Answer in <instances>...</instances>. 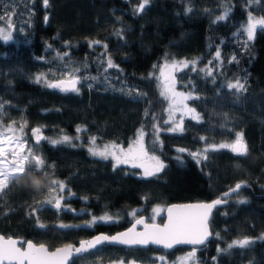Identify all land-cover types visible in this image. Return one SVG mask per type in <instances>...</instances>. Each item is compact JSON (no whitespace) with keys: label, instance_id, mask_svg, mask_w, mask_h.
<instances>
[{"label":"trees","instance_id":"trees-1","mask_svg":"<svg viewBox=\"0 0 264 264\" xmlns=\"http://www.w3.org/2000/svg\"><path fill=\"white\" fill-rule=\"evenodd\" d=\"M140 3L49 0L46 6L43 0H0V23L12 22V39H0V123L26 121L28 144L46 165H54L46 174L30 172L32 180L26 176L0 194V232L54 247L117 231L140 214L149 220L154 205L211 199L243 181L250 187L214 208L209 241L191 247L201 264H264V28L258 27L251 41L243 30L249 13L264 17V0H149L137 11ZM109 56L119 67H108ZM181 58L197 61L176 77L179 87L190 90L188 103L199 119L183 118L182 131L158 130L164 98L150 71ZM69 74L80 77L78 92L48 87ZM236 79L246 90L227 88ZM78 127L84 141L95 136L121 144L143 129L164 167L144 176L92 155L84 144L50 143V137L74 135ZM33 128L47 139L34 141ZM238 132L247 142L246 155L209 147L234 141ZM205 148L206 159L192 155ZM53 180L66 185L59 209L43 203ZM105 214L113 219L60 224ZM156 218L162 221L163 215ZM245 236L253 243L229 248ZM191 247L102 243L72 256L69 264L152 261L157 254L173 258Z\"/></svg>","mask_w":264,"mask_h":264},{"label":"snow or ice","instance_id":"snow-or-ice-1","mask_svg":"<svg viewBox=\"0 0 264 264\" xmlns=\"http://www.w3.org/2000/svg\"><path fill=\"white\" fill-rule=\"evenodd\" d=\"M44 5H48L49 0H43ZM149 3V0H142V3L138 5L137 11H143L144 7ZM218 19H225L224 16L218 17ZM258 27L264 28V17H255L251 13L248 15V20L246 24L247 39L251 41L254 39L255 34L258 30ZM117 35H120V32H117ZM0 36L4 40L12 39L10 31L0 29ZM94 44L101 43L100 41H93ZM105 47H107L105 45ZM67 55V53H65ZM220 52H216V58L220 57ZM233 60L236 57H232ZM196 60H172L170 63L166 60L164 68L167 69V74L164 71L161 72L162 77L164 78V88L165 93H170L173 98L178 97L179 99H174V103H179L185 108V101L191 97V94L179 93L175 91V71L178 68H186L189 64H196ZM107 65L109 68L119 67L114 64L111 57H108ZM195 70V69H193ZM211 74V73H209ZM37 76L36 80L39 82L42 78ZM80 81V77L69 74L68 78L60 79L56 81L47 82L48 87L59 88L62 91H79L77 84ZM229 89H235L237 92L241 90H246L245 84L236 79L234 82H229L227 85ZM2 107V105H0ZM188 112L195 114V118L199 119V115L195 113V109H187ZM16 121H12L6 128L0 129V194H3L6 189L13 183L19 184L24 177H28L29 180H32L30 172H40L41 174L45 173V168L53 169L54 165H46L45 160L41 155L35 154L33 149L28 145V141L24 139V127L26 126V121L20 123V127H14ZM177 129L183 130L182 122L178 124L176 128L170 129L171 131H176ZM79 130V129H78ZM32 134L35 137V140L39 142L40 140L47 139L41 134L40 128H33ZM143 131H140V135L134 144L137 146L135 148L130 147L127 152L120 150V154L117 155L115 151H110L107 146L103 151H98L96 148H91L92 155H99L107 158L112 156L115 159L116 165L131 163L137 159H143L147 156L146 150L143 145ZM73 138L67 135L60 137V139H52L51 144L56 145L62 142H70ZM93 143L95 138H92ZM211 148H229L231 151L240 154L246 155L248 153V145L244 139L243 132L236 133V138L231 143H222L219 145H210ZM207 148L200 153H192L193 156L202 157L206 159L204 153L207 152ZM181 151H184L183 149ZM152 160H155L156 163L152 166H144L145 171L144 176H153L159 172L164 165L159 162L157 157H152ZM50 187H46V191L50 194L49 198H46L43 203H51L59 209L61 207L62 201L64 200L63 192L66 188L64 181L53 180L51 181ZM32 187L38 190V187L35 183L32 182ZM242 187L241 183H237L234 188L230 189L231 192H236ZM229 193H225L227 196ZM244 201H241L243 203ZM226 203L224 199H216L208 203H198L195 205H185L181 206L184 209L191 210L182 216H178L174 221L172 220L171 212L172 209H169V219L170 223L165 225L164 228L159 226H149L145 224L144 232H136L135 226L128 229L126 232L118 233L114 236L108 235H98L93 237L91 241H81L79 247H76L72 244H66L63 247L55 249V251L49 252L48 249L43 245H34L31 241H26L27 247L22 249L18 247L19 241L15 239H5L0 236V264H69V260L74 254H81L88 252L89 250L95 248L97 245H100L104 242H119L127 245H147L149 243L162 244L167 248L173 247L174 244L188 243L194 245H202L212 235L209 229V218L212 214V210L217 206ZM176 207V206H173ZM35 209H33V212ZM135 215V213H133ZM113 217L105 214L100 217H92L91 221L87 223L89 225L95 223L97 220L108 221L112 220ZM138 224H143L144 220H137ZM43 227V225H41ZM61 227H70L69 225H61ZM264 239V234L260 237ZM253 243V238L243 237L233 241L229 245V248L233 246L245 247ZM195 256V249L192 252L187 254L188 259H192ZM163 259V257H161ZM119 264H123V261H120ZM135 264V262H131Z\"/></svg>","mask_w":264,"mask_h":264},{"label":"rangeland","instance_id":"rangeland-1","mask_svg":"<svg viewBox=\"0 0 264 264\" xmlns=\"http://www.w3.org/2000/svg\"><path fill=\"white\" fill-rule=\"evenodd\" d=\"M252 15H254L255 17H261L259 15H255V14H252ZM247 20H248V15H247L246 19L243 22V30L246 33V36H247V32H246L245 29H246ZM0 29H4L6 31H10L11 34H12V22L10 21L9 18H6L4 23H0ZM0 39L4 40L2 36H0ZM184 59H186V58L174 59V60H184ZM187 60L191 61V59H187ZM171 61L172 60H168L169 63ZM164 64H165V61H162L161 63L157 64L150 71V73L152 74V76L155 79V82H156V85L158 87V90H159L160 94L164 98L163 115H162L161 120L159 121V123L156 126L158 130H170V129L176 128L178 124H181L182 119L185 118V117L195 118V114H192V113L187 111V109H194L192 106L189 105L188 99L185 101V105L187 106L185 108L183 105L173 102L174 99L178 100L179 99L178 97L173 98L170 93H165L164 78L162 77L161 72L164 71L165 74H167L168 70L164 68ZM180 69H182V68H178L175 71V73H174L175 79H176L175 91L179 92V93L191 94L190 90H185V89H182L181 87L178 86V82H177L178 80H177L176 74H177V72ZM195 113L198 114V112L196 110H195ZM10 123L11 122L0 123V129L6 128ZM14 127L19 128L20 127V123L17 122ZM141 130L144 133L143 129H138L137 132H136V135L134 136V138L132 140H130V142L128 144H121V143L108 142V141L98 142L97 139L95 138V136H90L84 141L82 139V136L80 135V131H81L80 127L77 128V131H76V133H74V135L61 133V134H59L57 136L50 137L49 139L50 140H52V139H60V137H62L64 135H67V136H70V137L73 138L70 142H66L68 144L69 143L70 144H84L89 151L93 147L96 148L98 151H103L105 149V146H107L110 151H115L116 154L119 155L121 149L123 151L127 152L130 147H133V148L137 147L134 144V142L139 137ZM177 130H179V129H177ZM30 135L32 136L33 140L36 141L34 135L32 134V131H31ZM93 137L95 138V142L94 143H93V140H92ZM24 139L28 140L27 139V133L25 131H24ZM232 141H221V142L215 143L213 145H219V144H222V143H231ZM143 145H144V149L146 150L147 156L144 157L143 159H137V160L132 161L131 163L124 164V165H127L129 167L137 169L138 170V174H141V175H143V173L145 171V168L142 167L141 165L152 166V165H154L156 163L155 160L151 159L152 157H157L159 159V162L162 163V161L159 158V156L156 153L151 151V149H150L151 145L146 141L145 133L143 135ZM200 152H203V150H197V151H194L193 153H200ZM35 154H37V153H35ZM96 156H99V155H96ZM108 157L111 158L113 160V162L115 163V159L112 156H108ZM196 158L198 159V157H196ZM62 194L64 196V195H66V192H63ZM50 195H55V194L54 193L50 194L48 192V194L43 199V201L46 198H49ZM49 204H51V203H49ZM62 204H63V201H62ZM51 205H53V204H51ZM163 209H164V206H162V205H154L152 207V211H151V214H150L151 218H149V220L156 221L157 220L156 217L159 214L163 215ZM93 216L100 217L98 215H92L90 220H87V221L78 222V223H60V224L61 225H69V224H73V225L87 224V225H89L87 222L91 221ZM235 240H237V239H234L233 241H235ZM193 249H195V256L192 259H188L187 258V254L192 252ZM161 257H163V259H161ZM120 261H123V264H131V262H133V261L135 262V264H201L200 261H199V258H198V255H197L195 247H191L189 249H186V250L176 254V256L173 257V258H169L165 254H157L156 258L154 260H152V261H138V260H134V259H127V260L118 259V260L115 261V263L119 264Z\"/></svg>","mask_w":264,"mask_h":264},{"label":"water","instance_id":"water-1","mask_svg":"<svg viewBox=\"0 0 264 264\" xmlns=\"http://www.w3.org/2000/svg\"><path fill=\"white\" fill-rule=\"evenodd\" d=\"M66 78H68V77H66ZM66 78L63 77V78H60V79H66ZM60 79H54L52 81H56V80H60ZM237 183H241L242 184V187L243 186L250 187L247 182L239 181V182H236L235 184H233L232 186L226 188L225 190L221 191L218 195H216L215 197H212L211 199H207V200H194V201H183V202H170V203H168V204H166L164 206V209H163V219H162V221H151V220H147L144 214H140V215L134 217L132 219V221L130 222V224H128L126 227H124L122 229H119L117 231H114V232H111V233H107V232H104V231H98V232H95V233H93L92 235H90L88 237L80 238L77 241H67V242H63V243L58 244V245H56L54 247H49L47 244H45L43 242H35V241H33L32 239H29V238L28 239H22V238H20L18 236H14V235H5L2 232H0V236L4 237L5 239L11 238V239H15V240L19 241L18 247H20L22 249H24V248L27 247V245L25 243L26 241H31L34 245H37V246L43 244L48 249L49 252H52V251H55V249L60 248V247H63L66 244H72V245H74L76 247H79V244H80L81 241H91L93 239V237H96V236L101 235V234L108 235V236H114V235H117L118 233L126 232L128 229L133 228V226H135V231L136 232H144L145 231V224H147L149 226L155 225V226H159L160 228H164L165 225H168L170 223L169 211H168L169 209H172L171 216H172V220L174 221L178 216H182V215L186 214L187 212L191 211V210H188V209H184L181 206H185V205H195V204H198V203H208V202H211V201L216 200V199H224L225 200V198L227 196H229L232 193H234V192H231L230 189L234 188ZM225 193H229V194L227 196H225L224 195ZM53 206H54V204H53ZM173 206H176V207H173ZM213 210H212V212H213ZM139 219H143L144 220V223L143 224H138L137 223V220H139ZM209 220H210V218H209ZM209 229H210V225H209ZM210 231H211V229H210ZM210 238H211V235L208 237V239L205 241V243H207ZM104 243H111V244L131 246V245H127V244H123V243H119V242H113V241L104 242ZM149 244L150 245L161 246V247H163L165 249H171V248H174V247L179 246V245H186V246H190V247L191 246H195L194 244L180 243V244H174L173 247H171V248H167V247H165L162 244H155V243H149ZM149 244H147V245H149ZM204 244H202V245H204ZM132 246H146V245H139V244H137V245H132ZM198 246H200V245H198ZM81 254H83V253H81ZM74 255H78V254H74ZM12 264H15V262H12Z\"/></svg>","mask_w":264,"mask_h":264},{"label":"clouds","instance_id":"clouds-1","mask_svg":"<svg viewBox=\"0 0 264 264\" xmlns=\"http://www.w3.org/2000/svg\"><path fill=\"white\" fill-rule=\"evenodd\" d=\"M33 183H35V185H36L37 187L40 186L39 182H37L36 180H33Z\"/></svg>","mask_w":264,"mask_h":264}]
</instances>
